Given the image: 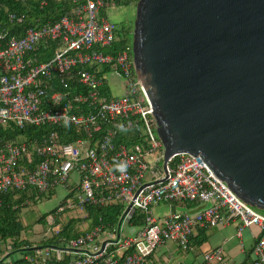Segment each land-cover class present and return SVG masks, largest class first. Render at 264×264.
Returning <instances> with one entry per match:
<instances>
[{
	"label": "built area",
	"instance_id": "1",
	"mask_svg": "<svg viewBox=\"0 0 264 264\" xmlns=\"http://www.w3.org/2000/svg\"><path fill=\"white\" fill-rule=\"evenodd\" d=\"M69 1L73 5L70 16L29 28L20 38L0 33V41L5 42L0 48V130L11 125L17 130L68 126L78 135L67 143H61L55 131L33 139L25 134L12 139L0 136V196L41 194L61 187L67 191L65 197L71 196L64 197L58 212L120 202L125 209L143 213L145 222L133 235L117 240L107 234L100 241L103 230L95 227L62 239L57 247L31 249L28 260L60 262L65 254H74L77 257L69 264H144L165 242L191 251L190 238L196 229L231 221L243 228L256 226L264 235V213L241 200L200 156L179 154L169 158L165 167H150L146 157L157 151L160 157L155 163L164 162L151 103L129 47L114 51L116 25L98 16L106 7L115 6L114 0ZM45 3L40 2L41 6ZM8 19L21 24L24 15L12 13ZM51 43L55 44L51 57L40 60V52H47ZM96 65L123 79L126 96L106 94L105 75ZM56 85L61 90L49 93ZM118 128L143 141L117 145ZM121 162L127 164L124 173L113 170ZM72 175L77 180L75 191L70 189ZM163 202L193 204L194 208L154 216V207ZM253 256L251 264H264V237L255 242ZM204 260L227 264L220 249L205 254Z\"/></svg>",
	"mask_w": 264,
	"mask_h": 264
},
{
	"label": "water",
	"instance_id": "2",
	"mask_svg": "<svg viewBox=\"0 0 264 264\" xmlns=\"http://www.w3.org/2000/svg\"><path fill=\"white\" fill-rule=\"evenodd\" d=\"M132 36L163 167L200 156L263 211L264 0H139Z\"/></svg>",
	"mask_w": 264,
	"mask_h": 264
},
{
	"label": "trees",
	"instance_id": "3",
	"mask_svg": "<svg viewBox=\"0 0 264 264\" xmlns=\"http://www.w3.org/2000/svg\"><path fill=\"white\" fill-rule=\"evenodd\" d=\"M40 2L41 0H32L26 3L20 2L19 0H0V33L7 32V38H20L29 28L38 27L47 23H54L63 16H70L73 8V5L69 0H46V3L42 6ZM129 2L130 0H114L115 6L129 4ZM12 13L16 15H24L23 22L21 24L10 23L8 16ZM128 34V28L119 29L116 27L117 40L113 44L114 51L126 50L129 47ZM4 43V41H0V48ZM54 49L55 44L51 43L47 52H40V60L49 59ZM58 90H61V87L56 85L49 90V93ZM75 91L79 92L84 90L78 89ZM106 94L109 96V91H106ZM48 131L57 132L58 139L61 143L74 141L78 136L75 132H72L68 126L57 128L47 126L42 128L28 127L24 130H17L13 125L7 130L1 129L0 136L5 139H12L17 135L25 134L27 138L33 139L34 137L38 138L42 133ZM142 141L141 137L133 134L131 131L118 128V133L115 138V143L117 145L121 143L130 145ZM55 190L56 189H50L41 194L32 191L23 193L11 192L0 196V264H8V258L11 254L32 249V242L26 238V235L28 234L27 232H32V226L37 224L44 229L40 233L41 243L37 244H46L51 247H57L61 244L62 239H72L85 233L80 231L79 227H76L83 223L88 224L89 231L95 227H101L103 232L113 236L115 240H117V237L119 239L125 237L122 235V232H119L121 226H131L139 230L144 225L145 215L138 210L131 212L130 215H126V219L124 218L121 221V217L124 215L126 209L120 202L103 206L88 204L82 209L85 211L84 217H74L72 215H66L65 217L64 213L77 210L67 209L58 212L59 207L64 204L65 196L55 209L50 210L48 213H42L38 217H34V221L31 224L24 223L25 211L30 209V206L35 205L37 200L42 196H45L46 193L51 196ZM70 196L71 195H67L66 197ZM257 210L262 213V210ZM50 215H56V217H52V223H49L47 220V217ZM28 229L31 231H28ZM55 229H57L58 235L53 232ZM47 232L50 234L48 237L45 236V233ZM191 239L192 237L190 238V244L192 245ZM200 243L201 242H199V244ZM71 259V254H65L60 262H55L54 260L42 262L41 260H38L35 264H69ZM149 259L150 257L144 264H150V262H148ZM10 264L34 263L30 262L28 258L23 256L19 259L11 260Z\"/></svg>",
	"mask_w": 264,
	"mask_h": 264
},
{
	"label": "crops",
	"instance_id": "4",
	"mask_svg": "<svg viewBox=\"0 0 264 264\" xmlns=\"http://www.w3.org/2000/svg\"><path fill=\"white\" fill-rule=\"evenodd\" d=\"M74 177H75V175H74ZM66 192L67 191L65 190V193ZM167 203L172 204V205H169V212L170 211L171 212L178 211L179 208H177V207H180V210H186V209L194 208V205H190V204H186L185 207H183V206H180V204L175 203V202H167ZM163 214H167V213H163ZM163 214L161 216H163ZM38 216H40V215H34L33 221H34V217H38ZM72 216H74V215H72ZM161 216H156V217H161ZM74 217H77V216H74ZM29 219H30V221L32 220V218H30V217H29ZM47 220H48V222L53 220L52 215L48 216ZM23 221H24V223H26L25 218ZM76 227H79L80 231H82V232L89 231L88 230L89 226L87 223H83L82 225H77ZM128 228H131V232H130V235H125V237H129V236L133 235L137 230L131 226H129ZM217 228H218L217 230H214V228L213 229L212 228L207 229V230H203V229L199 228V229H196L194 231V233L191 236L192 237L191 243L193 246V250H191V252L193 254H192V257L189 260V262L191 264H213V263L218 264V262L207 263L204 260V255L211 253L217 249H220L222 251L223 259L225 257V258H227V260L231 261V262H228V261L224 260L227 264H251L253 259H254V256H253L254 244L257 241V239H259L260 237H264V235L261 233V231H260V234L257 235L251 228L241 227L240 223L237 221H231L229 224L220 225ZM43 230L44 229L42 227H40L39 224H37V225L32 226V232H27L28 233L26 235L27 237L26 236L25 237L30 242H32V244H31L32 249H34V248L37 249V248L48 246L46 244H40V245L37 244V243H41L40 233ZM28 231H31V230L28 229ZM55 231H57V229H55L53 232H55ZM48 234H49V232L45 233V236L47 237ZM107 234L108 233H105V236L102 240H105V238L107 237ZM234 239H236L238 241V243L236 244V242H235V245L231 248L227 247V244L230 241H234ZM199 242H201V243L199 244ZM246 242L248 243V248H247ZM171 244H175V243L165 242L162 245H160L156 249V251L151 255L148 262H150V264H165V263L170 264V260H172L175 256V254L173 255V252H172L173 246H171ZM42 245H45V246H42ZM179 249L181 250V248H179ZM110 251H113V250L110 249ZM32 254L33 253L31 252V249L27 250V251L15 253V255H16L15 259H19L23 256H25V258H30V256ZM73 257H77V256L74 254H71V258H73ZM15 259H13V260H15ZM9 260H11V258ZM51 260H54V259H51ZM55 262H57V261H55ZM183 262L184 261L177 262V264H185Z\"/></svg>",
	"mask_w": 264,
	"mask_h": 264
},
{
	"label": "rangeland",
	"instance_id": "5",
	"mask_svg": "<svg viewBox=\"0 0 264 264\" xmlns=\"http://www.w3.org/2000/svg\"><path fill=\"white\" fill-rule=\"evenodd\" d=\"M139 0H130L129 4L121 5V6H111V7H106L104 10L100 11L98 16L101 18H106L110 23H113L116 25L117 28H125L129 29V34H128V41H129V49L130 53L132 54L133 58V29H134V23H135V16H136V5ZM97 69L99 72L103 73L105 75V79L107 81V87L109 94L111 96H126V83L123 81L122 78L120 77H114L112 76L111 73H107L104 70V67L101 65H96ZM156 133V130H155ZM160 157V152L157 151L151 155H148L146 157V161L148 164L151 166L158 165L159 167L162 168L163 165V160L159 161L158 163H155V160ZM77 180L72 175V181L70 182L72 187L70 188L71 190L75 191L74 189L76 188ZM65 189L64 188H57L51 196H49L48 193L45 194V196H42L37 200V203L35 205L30 206L28 210L25 211V222L26 224H31L33 222V216L34 215H41L42 213H48L50 210L55 209L62 201L64 195H65ZM169 205H172L167 202L160 203L158 206L154 207L153 209V214L154 216H161L163 213H168L169 212ZM180 206H183L180 204ZM185 207V206H183ZM178 210H180V207ZM264 213V210L262 211ZM65 217L66 215H74L78 217H83L85 215V211L77 209V210H72L70 212L64 213ZM29 215V216H28ZM30 218L32 220L30 221ZM52 217H56V215H52ZM126 222V221H125ZM213 229V228H212ZM218 228H214V230H217ZM251 229L257 234H260V229L256 226L251 227ZM131 228H128L126 226L122 227V235H130ZM50 234H48L49 236ZM47 236V237H48ZM105 236V232L102 233L100 237V241ZM238 243L236 239L234 241H230L227 244V247L231 248ZM247 248H248V243L246 242ZM173 246V255L175 254L174 258L170 260V264H177V262H182L185 264H191L189 260L192 257V252L191 251H183L182 249L180 250L177 245L171 244ZM15 253L11 254L8 260L11 258V260L15 259ZM225 261L231 262L230 260H227V258L224 257ZM214 262V261H213ZM214 264V263H213ZM221 264V263H218Z\"/></svg>",
	"mask_w": 264,
	"mask_h": 264
},
{
	"label": "clouds",
	"instance_id": "6",
	"mask_svg": "<svg viewBox=\"0 0 264 264\" xmlns=\"http://www.w3.org/2000/svg\"><path fill=\"white\" fill-rule=\"evenodd\" d=\"M126 169H127L126 162H121V163L115 164L113 170L114 171H119L121 173H124V172H126Z\"/></svg>",
	"mask_w": 264,
	"mask_h": 264
}]
</instances>
